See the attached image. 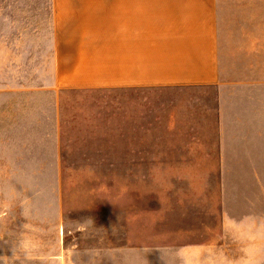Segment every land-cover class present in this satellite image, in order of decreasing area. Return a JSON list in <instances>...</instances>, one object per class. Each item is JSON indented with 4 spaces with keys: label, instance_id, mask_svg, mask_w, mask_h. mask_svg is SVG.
I'll return each mask as SVG.
<instances>
[{
    "label": "rangeland",
    "instance_id": "rangeland-1",
    "mask_svg": "<svg viewBox=\"0 0 264 264\" xmlns=\"http://www.w3.org/2000/svg\"><path fill=\"white\" fill-rule=\"evenodd\" d=\"M50 4L0 0V264H264V172L138 169L130 140L99 137L122 114L91 117L120 98L46 89Z\"/></svg>",
    "mask_w": 264,
    "mask_h": 264
},
{
    "label": "crops",
    "instance_id": "crops-1",
    "mask_svg": "<svg viewBox=\"0 0 264 264\" xmlns=\"http://www.w3.org/2000/svg\"><path fill=\"white\" fill-rule=\"evenodd\" d=\"M50 5L54 79L46 89L121 100L92 106L91 117L102 120L109 109L122 114L99 137L130 140L141 170L219 172L227 188L243 178L260 184L264 0ZM223 12L243 14L230 21ZM101 123L92 119L86 128L103 133Z\"/></svg>",
    "mask_w": 264,
    "mask_h": 264
}]
</instances>
